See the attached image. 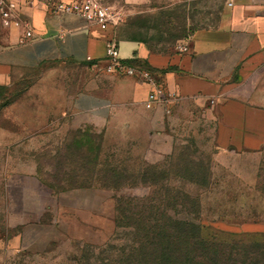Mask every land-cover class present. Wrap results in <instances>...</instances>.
Instances as JSON below:
<instances>
[{"label": "rangeland", "instance_id": "374dc122", "mask_svg": "<svg viewBox=\"0 0 264 264\" xmlns=\"http://www.w3.org/2000/svg\"><path fill=\"white\" fill-rule=\"evenodd\" d=\"M104 3L154 50L177 51L198 25L178 3ZM92 75L85 64H44L3 91L0 264H138L135 220L166 227L168 255L195 243L190 264H264V145L218 146L210 104L160 112L150 134H105L51 116L53 92L82 91ZM15 102L14 113L4 110ZM170 259L151 264H185Z\"/></svg>", "mask_w": 264, "mask_h": 264}, {"label": "crops", "instance_id": "0c3cea01", "mask_svg": "<svg viewBox=\"0 0 264 264\" xmlns=\"http://www.w3.org/2000/svg\"><path fill=\"white\" fill-rule=\"evenodd\" d=\"M58 1L72 0H18L19 17L32 32L23 43L19 39L25 27L5 26L0 20V99L4 90L44 64H85L93 71L87 88L55 90L51 116L105 134L151 129L160 116V110L143 105L151 85L137 76L103 70L106 40L114 38L121 60L145 64L156 82L178 93L172 109L184 104L215 108L218 146L257 150L264 145V0H162L164 6L178 3L193 12L187 15L189 25H198L182 42L185 52L154 50L119 22L103 30L78 14L56 11ZM153 1L121 3L131 9L154 8ZM17 104L4 110L14 113ZM5 129L0 125L3 138Z\"/></svg>", "mask_w": 264, "mask_h": 264}, {"label": "built area", "instance_id": "2783aa9c", "mask_svg": "<svg viewBox=\"0 0 264 264\" xmlns=\"http://www.w3.org/2000/svg\"><path fill=\"white\" fill-rule=\"evenodd\" d=\"M54 8L56 11L78 14L86 20L95 22L103 30L121 20L120 13L101 0L58 1L55 3ZM0 20L5 26L13 28L25 27L24 34L19 39L20 43L25 42L32 36L31 30L27 28V25L19 17L18 0H0ZM187 49L185 44L177 46V50L180 52H185ZM105 58L107 63L103 70L106 73L137 76L151 85V89L147 92L143 102L146 109H158L165 115L171 112L173 105L178 99V93L156 82L153 73L149 69L130 65L121 60L114 38L106 40Z\"/></svg>", "mask_w": 264, "mask_h": 264}, {"label": "trees", "instance_id": "16d2710c", "mask_svg": "<svg viewBox=\"0 0 264 264\" xmlns=\"http://www.w3.org/2000/svg\"><path fill=\"white\" fill-rule=\"evenodd\" d=\"M124 62L130 65L139 66L141 68H147L150 70L148 66L138 62L136 59ZM130 227L133 229L131 234L135 239V248L133 247L134 249L131 252L133 253L132 256L134 257V260L138 261V264H151L153 260L162 262L166 259L168 260V262H170V258L176 259L174 261H178L180 258H182L185 264H190L195 260V243L194 245L186 243L182 256H176V254L168 255L167 251H170L169 243L165 240L164 235L161 234L166 229L164 225H150L146 224L143 220H135L130 224ZM149 232L154 233V238H149ZM146 244L147 246H150L152 248L154 256L147 253L146 248L148 247H146ZM173 251L174 250H172L171 252L172 254L175 253ZM122 255L127 256L124 252L122 253Z\"/></svg>", "mask_w": 264, "mask_h": 264}]
</instances>
